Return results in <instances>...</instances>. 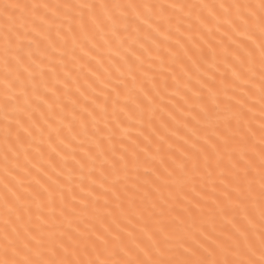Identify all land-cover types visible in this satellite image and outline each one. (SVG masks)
Returning a JSON list of instances; mask_svg holds the SVG:
<instances>
[{"label": "snow or ice", "instance_id": "1", "mask_svg": "<svg viewBox=\"0 0 264 264\" xmlns=\"http://www.w3.org/2000/svg\"><path fill=\"white\" fill-rule=\"evenodd\" d=\"M0 264H264V0H0Z\"/></svg>", "mask_w": 264, "mask_h": 264}]
</instances>
